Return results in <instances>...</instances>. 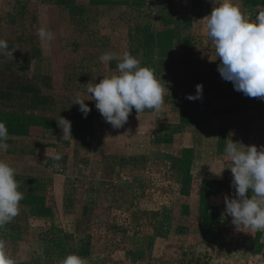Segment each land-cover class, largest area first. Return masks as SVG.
I'll use <instances>...</instances> for the list:
<instances>
[{
  "label": "rangeland",
  "instance_id": "1",
  "mask_svg": "<svg viewBox=\"0 0 264 264\" xmlns=\"http://www.w3.org/2000/svg\"><path fill=\"white\" fill-rule=\"evenodd\" d=\"M95 1L96 4L92 5L90 0H0V39L6 40L8 51L13 52V57L0 55V120L9 130L5 141L8 149L0 150V160L15 169L18 190L30 194L20 201L18 217L0 228V240L5 241L9 256L16 264H58L69 254L79 255L86 264H248L249 259L254 260L253 264H264V254L260 258L249 255L257 231L237 230L231 217L225 214L224 200L218 203L210 199L213 197L210 193L222 192L235 198V189L231 187L232 174L227 169L231 162L225 153L228 139L244 146L255 145L258 150L264 146L261 144L264 137L246 134L250 121L247 115L244 118L242 115L255 113L249 112L251 105L245 99L230 104L227 98H222L217 105L226 115L209 119L205 124L203 120L193 119L196 116L193 112L200 110L198 104L185 109L187 125L170 110V121L160 122L165 129L160 137H156L151 128L147 131L144 128L151 139L146 134L129 138L131 131L121 129L123 135L109 136L107 143L97 147L96 151L104 160L110 157L109 161L116 164L115 168L106 169L111 173L108 175L115 177V183L85 182L93 167L81 172L82 169L67 165L58 170L65 177L56 179V200L48 202L56 212L45 216L27 210V206H42L46 200L43 195L50 196L53 192L51 187L37 182H54V175L46 177V170L39 167L44 157L35 155L33 148L44 144L49 149L54 132L51 126L48 128L51 135L41 137L42 125L31 123L36 122L33 119L16 116L34 111L41 115L51 114L59 122L61 118L69 120L74 148H78L82 145L83 129L90 118H85L78 110L79 105L73 102L80 97L88 106H95L91 93L87 94L86 80L82 78L86 73L80 76L77 70L74 62L77 59L68 55L61 57L65 49L73 47L69 39L71 35H68L69 21L63 18L68 15L64 9L67 11L70 5L75 6L74 9L82 7L80 12L73 14L76 23L91 20L93 16L95 20L90 22L100 30L99 35L110 30L119 34L120 40L114 43L120 46L116 48L124 52L130 50L133 56L137 53L139 62L151 46L150 41L137 37L140 34L143 38L149 37L152 19L162 20L170 13V0H143L142 6L126 0V5L119 11L123 22L110 25L105 19L110 15L105 0ZM56 5H63L64 9ZM166 25L160 24L159 29L167 35ZM41 27L54 34L58 29L62 32L60 41L55 38L48 48L43 47L37 35V29ZM74 28L72 30L76 31ZM135 48L139 52L134 51ZM85 66L86 63L82 64L83 68ZM77 75L81 85L75 83L72 88L71 79H77ZM225 89L229 90L227 86ZM262 108L255 111L257 115L261 114ZM228 112L237 114L231 119ZM143 113L147 117L146 125L151 121L155 126L158 124L154 116L157 111L145 109ZM236 115L239 118H235ZM75 119L77 124H73ZM205 128L220 129L221 134H199ZM185 129L192 134L190 146L182 142ZM69 139L71 137L65 136L61 144H67ZM152 142L158 146L152 149ZM215 145L221 155L217 165H209L213 161L209 146ZM58 153L61 155L60 151ZM63 157L60 160H65V155ZM118 157H125L124 162H116L120 159ZM122 169L127 170L122 172ZM74 175L81 176V182ZM109 188L113 193L110 198L104 194ZM80 194L83 198H78ZM63 210L64 215H60ZM56 226L66 229L71 236L59 237L53 228ZM35 254L41 257H32Z\"/></svg>",
  "mask_w": 264,
  "mask_h": 264
},
{
  "label": "crops",
  "instance_id": "2",
  "mask_svg": "<svg viewBox=\"0 0 264 264\" xmlns=\"http://www.w3.org/2000/svg\"><path fill=\"white\" fill-rule=\"evenodd\" d=\"M130 1L132 2L131 4H138L140 6H142V4L145 2L143 0ZM96 2L97 1L95 0H90V3H92V5L96 4ZM103 2H106L105 5L106 7L108 6L107 8H109L110 10V15L105 18L106 20H108L107 23L111 25V23L114 24L123 22V17L119 15V11L121 10L122 6L126 5V0H105ZM234 3L240 6V9L244 15L252 17L253 19L255 18L257 12L262 10V8L259 6H264V0H234ZM56 6L64 9L63 5H61L63 7L59 5ZM215 6V0H170V5L168 8L170 13H168L167 16L162 17V20L155 17L154 19H152L153 22L150 26L151 34L149 35V37L143 38L141 34L137 37L139 39L141 38V40L143 39L150 41L151 46L149 52L143 56V60H141V57V66L152 69L156 77L158 79L160 78V83L162 85H166L165 87H167L168 89L166 95L164 96L163 106L159 111H157L158 113H154V116H156L155 120L158 121V124L156 126L153 125V121L146 125L147 117H145L143 112L139 114L137 112H132L130 113L127 122L122 127L114 128L110 123L105 121V119L95 108V106L90 104L88 106L90 108V112L87 115L90 118V121L87 123V125H85L83 129L84 138L82 140V145H80V147L78 148H74L75 140L73 138L69 139L70 141L68 142L69 144L67 143L68 145L66 143H64L65 145L61 144V140L64 139L61 129L63 128V125L60 124L57 119H54L53 115L44 113L43 115H41L42 113H34L33 111L27 114H20L16 116V118H26V120L33 119L36 122L30 121L31 123H39L38 126L42 125L41 129L39 130V134L41 137H46L48 133L51 135V131L50 129H48L51 126L53 127L52 130L54 132V140L52 141L53 143L51 144V147H49V149L47 145L44 144L39 147H37L36 145V147L34 146L33 148L35 155L39 154L40 156L41 154L44 157L41 161L42 166L39 167H42L44 170H46V177L54 175V182L50 181L46 183L39 180L37 181L41 185L43 183L44 185H47V187H51L53 192L50 196H48L47 193L43 195L44 199L46 198V200H44V203H41L42 206H36L35 208L27 206V210L31 214L32 212L33 214H40L38 212L40 210L44 212L42 215L45 216L52 215L56 212L53 211L54 207L52 206V203L48 204V202L50 201V199H55L54 193L57 186L56 179L65 177L64 174L58 172V170H62V167L64 168L67 165H69L72 169L78 167L82 169L81 172H83L84 168L87 169L93 167L90 176L89 174H87L85 182L88 181L89 183L94 182L99 184L98 182L104 181V183L108 185L110 182L115 183V177L112 178V175H108L111 173L106 169L109 167L115 168L114 165L116 164L109 161L110 157H107V160H104L102 155H98L100 154L96 152L98 148L107 143L109 136L118 135V133L122 134L121 129H128L131 131L130 135H128L129 138L130 136H137V134H146L145 131L148 130L147 128H151L150 130L153 131L152 133H156V137H160L161 133H163L165 130L163 129L164 124H160V122H165V119L170 121V119L168 118L171 114L170 110L173 111L174 115H176L177 113L178 117L181 118L183 120V123L186 124L185 119L187 111L185 109H191V107L194 108L193 106H195V104H198L200 106V110L199 112H193L196 113V118L194 117L193 119H199V121L203 120L205 121L203 122L205 124L209 119H217L221 118V116L223 115H226L222 113V108L218 109L217 105L222 100V98H227L230 101V104H237L239 99H241L242 101L245 99L246 103L251 105V109L249 112L255 113L254 115H242L243 118L247 115L246 117L248 121H250L247 123L248 127L246 128V134L253 137L259 135L264 137V123L262 122L264 121V99L248 97L242 92L234 90L233 84L230 81H225L224 79H222L220 73L217 70L218 65L220 64V60L216 57L214 45L207 37L204 21V18L210 14L212 8ZM74 8L75 6L70 5L67 8V11L64 9V11L68 13V15L63 18H65L66 22L69 21L68 35H71L69 39L70 41H72L73 47L76 50L73 47L68 48L67 50L65 49V51L62 52L61 57L63 59L65 55H68L77 59L74 61L77 64V70L80 76L83 72L86 73V76H83L82 78L86 80L85 86L88 88L89 84L99 83L102 77L109 76L116 73L117 71V59L109 62H101L99 58L106 52L116 53L118 58H122L124 50L116 48L117 46H120L119 43H114L115 40H120L117 37L119 34L116 35V32L113 33L110 30V32H107V34H104L102 36L99 35L98 31L100 30L96 29L90 22L91 20H95L93 16V19L91 20L85 21L83 23H76V20L74 19L76 16L73 14L80 12L82 7H77L76 9ZM160 24H169V26L166 25L168 27L167 35L166 33H164L165 31H163V29H159L161 28L159 27ZM72 28L76 29V31L72 30ZM109 29H111V27ZM57 33L54 34V37L58 38V41H60L59 35L62 32L58 31L57 29ZM138 48H135L134 51L139 52ZM129 53L133 56V53H131L130 50ZM136 54L137 53H134V57L138 58ZM143 62L147 63L145 64ZM85 63L86 66L83 68L82 64ZM64 72L67 73L68 70L65 69ZM79 75H77V79H71L70 86L72 88L75 87V83L81 85V83L79 82L82 81L80 80ZM197 84H202L203 86L202 98L195 101H189L188 99H186V96L189 94H195V86ZM224 86H227L229 90H224ZM169 93H172L174 95H169ZM172 96L175 99H172ZM261 105L263 106V108L261 107ZM175 107L176 111L174 110ZM259 107L263 110L261 114L258 113L257 115V112L255 111L258 110L259 112ZM228 113H230L229 118L231 119H233L235 113L237 114V112ZM227 116H229V114ZM235 118H239V115H236ZM256 121H258V123H256ZM75 123L77 124L76 119L73 124ZM144 128L146 129L145 131ZM184 131L186 132L183 133L184 136L182 137V142L184 143V145L190 146V136H192V134H190L186 129ZM219 131L220 129L212 130L205 128V131L202 129L199 134H203L206 136L220 135L221 133ZM238 134L239 132L235 133L236 136ZM146 135L151 139V135ZM156 137L154 138L153 136L154 139H156ZM165 137H167L166 134ZM66 138L69 137L66 136ZM134 140H137V138H134ZM207 140L209 141L210 139ZM154 143L156 142H152V149L154 148V146H158ZM203 144L204 147L207 148L208 144L206 143V141H204ZM261 144L264 143L261 142ZM217 150L218 149L216 148V145L209 146V151L213 153L212 163H215H210L209 165H217L216 162L219 160V157L221 155L217 153ZM59 151L61 153V157L65 155V160L57 161L54 159V156L56 154H59ZM63 151L65 153H62ZM74 151H76V155L74 154ZM99 158L102 159L99 160ZM118 158L120 159H118V161L116 162L119 163H122L125 160V157ZM140 158L141 157H139V159ZM95 168H99L101 170H96ZM104 170H106L105 173ZM125 170L127 169H122V172ZM103 173L106 176H104ZM120 175H122V173ZM77 176L78 175H74V178H77ZM80 177L81 176L77 178L79 181ZM37 179H39V176L37 177ZM105 193L109 198L113 194L110 188L107 189L104 194ZM25 195L27 196L30 194L25 193L24 196ZM210 195H213V197H211L210 199L216 200L218 203L224 200V197L226 196L223 192L214 194L210 193ZM78 198H83V194H80ZM64 213V210L61 211V214L59 212L60 215H64ZM53 228L59 237L62 235V238H65L68 235V232H65L66 229L64 231V229L58 228V226ZM10 234L14 236L12 233ZM59 240L62 241V239ZM251 243H253V245L251 246L250 244V257L260 258L264 254V231H257V233L254 235V241H251ZM38 256L40 255L35 254L32 257ZM263 262L264 258L262 260V263ZM253 263V259L248 260V264Z\"/></svg>",
  "mask_w": 264,
  "mask_h": 264
},
{
  "label": "clouds",
  "instance_id": "3",
  "mask_svg": "<svg viewBox=\"0 0 264 264\" xmlns=\"http://www.w3.org/2000/svg\"><path fill=\"white\" fill-rule=\"evenodd\" d=\"M215 3L204 21L207 37L220 60L217 69L220 76L230 81L234 90L264 99V6H259L262 10L253 19L244 15L234 0H215ZM37 35L45 48L55 38L52 31L43 27L37 29ZM12 53L8 51L7 41L0 39V55L12 56ZM99 59L101 62L118 60L116 73L102 77L99 83L89 84L87 88V94L91 93L95 108L106 122L120 128L133 109L138 114L145 109L154 112L161 109L167 88L152 69L141 66L129 52H124L122 58L106 52ZM195 88V94L186 96L189 101L202 98V84ZM73 103L79 105L86 118L90 108L85 99L77 97ZM60 124L63 137L72 138L71 122L61 118ZM8 135L5 122L0 120V150L7 151ZM225 153L231 162L227 169L232 174L231 187L235 189V198L224 197L225 214L231 217V223L239 231H264V146L258 150L255 145L244 146L228 139ZM54 159L59 161L61 155L56 154ZM15 175V169L0 160V228L19 214L20 201L24 199ZM0 264H16L4 240H0ZM58 264H86V261L77 254H69Z\"/></svg>",
  "mask_w": 264,
  "mask_h": 264
},
{
  "label": "trees",
  "instance_id": "4",
  "mask_svg": "<svg viewBox=\"0 0 264 264\" xmlns=\"http://www.w3.org/2000/svg\"><path fill=\"white\" fill-rule=\"evenodd\" d=\"M38 212H40V213H44V212H42L41 210H40V211H38Z\"/></svg>",
  "mask_w": 264,
  "mask_h": 264
}]
</instances>
